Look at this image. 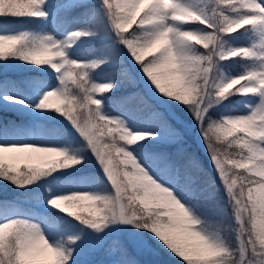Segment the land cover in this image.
I'll return each instance as SVG.
<instances>
[{
	"label": "snow or ice",
	"instance_id": "obj_1",
	"mask_svg": "<svg viewBox=\"0 0 264 264\" xmlns=\"http://www.w3.org/2000/svg\"><path fill=\"white\" fill-rule=\"evenodd\" d=\"M213 4L211 12L204 13L181 0H99L109 27L118 38L117 43L123 45L137 63L148 53H158L147 62L139 63L140 71L151 85L163 97L186 105L192 113L236 211L239 227L235 249L218 230L215 239L208 234L202 215L186 199L192 193L186 185L180 184L179 171L166 157L151 155L154 170L143 159L138 162L134 148L130 151L126 147L146 138L154 139L155 134H133L122 120L101 113V102L106 96L97 99L95 93H109L115 84L93 83L90 73L106 61L100 58L84 62L70 55L77 41L96 35L87 22L67 32L63 40L53 36L34 37L27 32L10 34L0 25V59L7 47L17 60L29 65H46L57 74L59 86L53 90L41 89L43 94L35 100L33 111L48 113L53 100L63 105L57 106L55 111L70 122L86 142L114 189L111 197L98 192L61 194L54 191L46 200L51 209L75 215L81 225L94 232L107 227L106 221L130 224L154 234L187 264H264V0H213ZM51 8L49 0H0V17L47 20ZM73 9H80V16L69 18ZM94 11L87 0H63L56 6L53 18L63 13L66 24H75ZM233 12L243 14L234 19L228 15ZM178 21L198 22L209 31L187 30ZM134 23L137 29L129 33ZM246 26H252L260 34V43L225 49L222 38ZM141 29L145 30L142 35H136ZM201 47L204 51L193 52ZM234 57L260 63H253L226 82L218 81V65ZM234 85L239 87L230 91ZM249 93L258 101L249 115L222 117L219 121L211 119L209 110L213 106L233 95ZM0 100L9 107H32L25 103L17 85L8 80L3 81ZM132 104L141 106L145 112L151 111L150 105L137 95L119 102L123 109ZM0 133L4 137L0 143V180L18 188L33 185L48 176H51L48 183L59 186L60 177L52 174L82 163L55 140H45L48 146L21 143L15 139L19 132L14 125L0 124ZM217 144L226 147L221 150ZM234 146L241 150L239 159L227 151ZM6 152L40 153L57 159L46 160L40 167L21 173L12 165H5ZM159 168L170 169L166 178L157 175ZM80 201L90 205L83 209L88 212L87 216L72 211L81 207ZM48 219L54 221L59 217L50 215ZM54 232V224H46L42 230L36 223L4 218L0 223V264H36L35 253L41 248L51 252L52 264H76L75 247L79 237L57 240ZM178 233L185 234L187 239H181ZM6 234L10 237L7 241ZM236 254L238 259L234 258ZM256 257L262 259L254 261ZM117 259L118 264H134L124 249Z\"/></svg>",
	"mask_w": 264,
	"mask_h": 264
},
{
	"label": "trees",
	"instance_id": "obj_2",
	"mask_svg": "<svg viewBox=\"0 0 264 264\" xmlns=\"http://www.w3.org/2000/svg\"><path fill=\"white\" fill-rule=\"evenodd\" d=\"M51 1L58 3L61 0ZM88 2L90 3V8L95 11L89 13L86 20L90 30L95 32L96 35L92 42H83V45L76 47L73 52L87 58H103L106 61L100 68L90 73V77L94 81L101 77L109 76L119 84L118 90L103 93V97L106 96L104 101L107 104L109 103L114 108L125 112L128 120L136 126L148 127L160 134L178 137L174 143L169 144H157L151 140H147L144 143H136L134 144L135 151L154 170H156V166L152 163L151 155L166 157L172 167L179 171L180 184L186 185L192 193L186 199H189V203L198 209L208 225V229L218 230L222 237L235 249L238 243L237 230L239 226L236 221V211L233 202L225 190L219 173L215 170L209 151L205 152L199 142V135L196 133L188 135L183 133L188 124H193L195 129L197 128L192 113L186 105L175 103L173 107L178 116L176 118L169 114L159 102L146 92L144 84L135 75L136 72H141L139 63L147 62L150 56L144 57L139 63L136 62L130 65L131 54L128 53L123 45L117 43L118 38L109 27L103 10L92 0ZM204 4L207 12L210 13L214 7L213 0H204ZM80 13V9H73L69 14V18L78 17ZM57 18L58 31L63 32L68 25L63 13H58ZM41 22L43 20H36V18L0 17V25L4 26L3 30L23 27L37 31ZM136 29L137 25L134 23L128 31L131 33ZM255 35L256 32L252 26H246V28L238 30L231 36H224L221 43L225 49L250 47L253 45ZM200 49L204 51L202 47ZM13 59L11 52L8 53L5 59H0V90H3V81L8 80L17 85L20 93L28 98L35 99L34 90L37 83L44 79L55 82L53 75L42 73L36 68L19 70ZM253 63L258 64L260 62L245 60L242 57H234L232 60L223 61L218 65L217 80H219L223 72L243 73ZM130 69L135 71V75L132 74ZM235 88H238V85H234L230 91ZM133 95L143 97L147 104L150 105L151 111L145 112L141 106L136 104L129 105L127 109L121 108L119 102ZM241 96L233 95L222 103L213 106L209 110L211 119L213 121L220 120L224 112H227L234 105H239L237 100ZM60 107H63V105ZM55 108L52 106L47 109L48 113L43 114L35 111L21 114L3 108L0 109V124L14 125L19 132L15 139H22L26 137V134H30L59 141L65 145L70 154L77 156L82 161L81 164L73 166L74 168L61 170L63 171L62 173L52 174L60 177L61 183L59 186L48 183L51 180V176L42 178L33 185L25 186V188H18L10 182L0 180V219L10 215L17 216L20 219L43 215L48 224H54V234L60 236L62 240H66L69 237H79L75 247L76 264H106L111 254L113 258L118 260V253L121 249L129 253L134 264H138L135 262L136 253L134 249L123 235H111L105 240L104 230L94 232L92 229L84 227L75 218V215L61 212L59 209L42 208V204L54 191L63 192L92 185L99 189L101 195L111 197L114 194V189H112L110 182L107 181L95 157L87 148L86 142L72 128L70 122L55 111ZM0 138L4 139L2 133H0ZM216 147L223 150L226 145L217 144ZM237 149L234 146L227 151L234 155ZM40 166L22 164L18 171L23 173L28 168H38ZM169 171L170 169L167 168H159L157 175L166 178L165 174L169 173ZM74 212L76 215H88L83 210ZM50 215L59 217V219L50 220L48 219ZM144 233L148 232L144 231ZM96 238L104 239L103 246L99 251H93V255H88L87 252L92 248L91 243ZM167 252L166 249H161L160 259L164 264H187V261L174 255L171 256ZM237 257L238 255L236 254L234 258Z\"/></svg>",
	"mask_w": 264,
	"mask_h": 264
},
{
	"label": "rangeland",
	"instance_id": "obj_3",
	"mask_svg": "<svg viewBox=\"0 0 264 264\" xmlns=\"http://www.w3.org/2000/svg\"><path fill=\"white\" fill-rule=\"evenodd\" d=\"M88 1L89 0H87V2ZM92 1L95 2L96 5H99L98 0H92ZM49 2L52 5V8L49 10V18L47 20H43V22H41L37 31H35L34 29L31 30V29H27V28H23V27L8 29V30H4V31H9L10 34H18L21 32H27L31 36H34V37L53 36L57 40H63V38L65 37L67 32L76 30L77 28H81L87 22L86 18H84L81 20L80 23L68 24L67 28L63 32H59L58 28H57V19H58L57 14L55 15V18H53V12L55 11L56 6L63 3V0H61L58 3L56 1L53 2L51 0H49ZM181 2L190 4L197 11L208 13L206 8H205L204 0H181ZM140 14L142 15V13H140ZM242 14H243V12H237V13H233V14L228 13V15L234 19L238 18ZM136 19L137 20L139 19V15L136 17ZM177 23L181 24V26L187 30H192V31L201 32V33H207L209 31L207 28H204L202 25H199L198 22L178 21ZM143 31H145V30H143V29L137 30L136 35H142ZM255 32H256V35L254 38L253 45L260 43V40H261L260 34L256 30H255ZM94 37L95 36L77 41V43L75 45H73V51L75 50L76 47L83 45V42H86V43L92 42ZM15 47H19V45H16ZM197 47H199V46H197ZM235 48H237V47H235ZM73 51L70 52V55L72 56L73 59H79V60H82L84 62H88V61L93 60V58H87V57L81 56L78 53H74ZM9 52L10 51L6 47L5 51H4L3 59H5L7 57ZM193 52H202V50L201 49H193ZM157 54H158L157 52L148 53L144 57L150 56V59H151L153 55H157ZM13 61H14V63H16L18 65L19 70L28 69V68H36L37 70H39L42 73H47V74L53 75L55 77V82H50V81L44 79V80H42L36 84V87L34 90L35 95H36L35 99L28 98L27 96H25L19 92V94L24 99L25 103L32 105V107L25 108L22 105H16L14 107H9L8 105H6L3 102V100H0V109L3 108L6 110L15 111L16 113H21V114L34 112L33 109H34V105H35V100L39 99L43 94V91H41V89L53 90L54 88H57L59 86L58 81L56 79L57 74L53 73L52 70L49 69L46 65H29V64H27V62L19 61L15 57H14ZM129 61H130V65H133L136 63V61L133 57H131L129 59ZM130 71L132 72V74L135 75V71H133V69H130ZM240 74L241 73L233 74L230 72H223L218 81L226 82L228 79L235 78ZM135 77L139 81L140 80L142 81V83L144 84V87L146 89V92L149 93V95L152 98H154L157 102H159L169 114L178 118V116L176 115V113L174 111L173 105L175 103L176 104L180 103L179 101H174V100H170V98L163 97L162 94L159 93L158 90H156L153 85H151V82L147 80V77L144 76L142 72H140V73L136 72ZM109 82L115 84V87L111 91H116L119 89V87H120L119 84L116 83L115 81H113L112 77H109V76L101 77L98 80L93 81V83L100 84V85H103V84H106ZM241 83H244V81H241ZM238 87H239V85H238ZM253 95L254 94H252V93H249L246 96L242 95L237 100L239 105H237V106L234 105L227 112H224L222 114V117H235V116L249 115L250 112L252 110H254L255 105L258 103V101L255 98H252ZM95 97L97 99L103 98V92L95 93ZM50 103L54 107L61 106V105H58L57 101H55V100L51 101ZM101 113L107 117H113V118H117V119L122 120L124 122V126L128 130H130L133 134H137V133H154L155 134L154 139H147L146 138L145 141H136L134 144L144 143L147 140H151V141H153V143H157V144H169V143H174L178 138V137H175L173 135L160 134L157 131L152 130L148 127H140V126L134 125L133 123H131L128 120L125 112L114 108V106H112L109 103L107 104V102H105L104 99H102V102H101ZM183 133H185L186 135L194 134V133L198 134L199 135V142L202 144L204 151L205 152L208 151L207 146L203 141V137L200 134V130H199L198 125H197V128L195 129L193 124H188ZM237 135H243V134L237 133ZM229 139H231V137H229ZM3 140L4 139L0 138V143H2ZM18 140L21 143H38V144H41L42 146H48L47 144L44 143V141L49 140V139H47L45 137H39V136L26 134L25 138L18 139ZM49 141H51V140H49ZM55 142L60 147H65V145L62 144L61 142H59V141H55ZM121 143H123V142L121 141ZM134 144L126 145V147H128L129 150L132 151L131 148L135 149ZM240 151H241L240 149H237V151L235 152L236 154H234L235 158L239 159ZM133 154L137 157L138 162H139V160L142 159L140 157V155L135 150H134ZM4 157H5V159H4L5 165L10 164L13 167H15L17 170L19 169V167L22 164H26L28 166H30V165H37L38 166V165H42L46 160L57 159L56 157H50V156H45L44 154L30 153V152H6V153H4ZM145 163L148 164L146 161H145ZM167 175H168V173L165 174L166 177H167ZM166 182H169V181L166 180ZM174 186H176V185H174ZM86 192H98L101 195L99 189L92 186V185L80 187V188H77L74 190L63 191L60 193L61 194H72V193H86ZM101 196H104V195H101ZM78 203L81 205V207L80 208H73L72 209L73 212L83 210L85 208L90 207V205L87 201H80ZM42 208H50V206H48L46 201H45L42 204ZM85 212L88 213L87 211H85ZM4 218L9 219V220H23V221H27L28 223H36V224L40 225L42 230L45 228L46 224H48L43 215L37 216L34 218L26 217V219H23V218L20 219L19 217L13 216V215L5 216ZM4 218L0 219V223L4 222ZM106 223H107V227L103 228V230L105 231V235H104L105 240L107 239V237H109L111 235H119V236L123 235L127 239L128 243L134 249V251L136 253L135 262L138 264H164V262L160 259L161 249H166L168 251L167 253L169 255L175 256V254L172 253L171 250H169L165 245H163V243L161 241H159L158 238H156L154 236V234L144 233V232L132 227V225H130V224H121L119 222L113 224V223L108 222V221H106ZM50 234H53V233L50 232ZM208 234L211 235L213 239H215L216 235H217V231L208 229ZM219 235L222 237V235L220 233H219ZM178 236H180L181 239H187V237L183 233H178ZM5 238L7 240V238H9V236L6 234ZM55 239L62 240V238L58 235H55ZM103 243H104L103 238L94 239L91 243L92 248L90 249V251L87 252V254L93 255L94 254L93 251H95V250L99 251L100 248L103 246ZM84 248H86V246H84ZM247 255L248 254H246V256ZM179 258L183 259L182 257H179ZM35 259H36V264H38V263L52 264L53 257H52L51 252H49L47 250V248H41V249L37 250V252L35 253ZM237 259H238V257H237ZM259 259H262V258L256 257V258H254V261H258ZM106 264H118V260L113 258V255L111 254L109 256V260L106 262Z\"/></svg>",
	"mask_w": 264,
	"mask_h": 264
}]
</instances>
